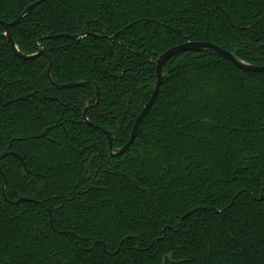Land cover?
<instances>
[{
	"label": "trees",
	"instance_id": "16d2710c",
	"mask_svg": "<svg viewBox=\"0 0 264 264\" xmlns=\"http://www.w3.org/2000/svg\"><path fill=\"white\" fill-rule=\"evenodd\" d=\"M36 1L0 0V20ZM11 35L53 69L0 27V264H264V73L173 57L119 157L84 122L121 150L186 42L264 66V0H45Z\"/></svg>",
	"mask_w": 264,
	"mask_h": 264
},
{
	"label": "water",
	"instance_id": "95a60500",
	"mask_svg": "<svg viewBox=\"0 0 264 264\" xmlns=\"http://www.w3.org/2000/svg\"><path fill=\"white\" fill-rule=\"evenodd\" d=\"M44 1L45 0H38L35 3H33L32 5H30L25 10V12L14 22L8 23V22H4V21L0 20V27L4 30L5 35L8 38L9 43L12 46V50H13L14 54L18 58L25 60V61H30V60H35V59L39 58L40 56L48 57L49 62H50L49 69H48V75H49V78L52 79L51 72L53 69V63H52V59H51L50 55L47 53L45 48L41 46L40 50L36 54L25 55L19 50L18 46L16 45V43L13 40L12 35H11V28L18 25L30 12H32L37 6L42 4ZM65 37L76 39V37H73V36H65ZM204 51H210V52L222 57L223 59L230 61L237 68H239L240 70H242L248 74L264 73V66H255V65H251L249 63H246V62L238 59L232 52L224 50L223 48H221L217 44H214L211 42H186V43H183L179 46H176V47L168 50L163 55H161L158 58V60L156 61L157 83H156L155 88L153 90L152 96H151L149 102L145 105V107L142 110V112L140 113V115L138 116V118L135 122V125H134V128H133L129 142L121 150H119L118 152H115L113 134L111 132H108V131L98 127V126L91 124L87 120L86 111H85L84 118H85V121L87 122V124L90 127H92L93 129L100 131L107 136L108 141H109V146H110L109 152H110L111 157H119L120 155L127 152L128 149L130 148V146L134 143V141L138 137V133H139V131H140V129L144 123L145 117L151 112L154 104L156 103V101L158 99L161 86H162L164 79H165L164 69H165L167 63L173 57H176L179 54H183L186 52H204ZM87 84H89V82H75V83H70V84H65V85L55 84V86L58 89H67V88H76V87L86 86ZM90 84H94L95 87L97 88V94H96V97L94 99L95 106H97L99 98H100V89L95 83H90ZM10 154L11 153L9 150L5 151L0 156V160L4 159L6 156H8ZM16 156L21 161L24 168L26 169L24 160L19 155H16ZM6 185H7V181L5 182L4 190L6 188ZM24 201H26V199H20L16 202V204H20L21 202H24ZM33 202H35V201H33Z\"/></svg>",
	"mask_w": 264,
	"mask_h": 264
},
{
	"label": "flooded vegetation",
	"instance_id": "af4514ba",
	"mask_svg": "<svg viewBox=\"0 0 264 264\" xmlns=\"http://www.w3.org/2000/svg\"><path fill=\"white\" fill-rule=\"evenodd\" d=\"M96 90H97V88H96ZM97 94V93H96ZM95 99V98H94ZM94 99H93V101H94ZM99 101H100V98H99ZM99 101H98V103H99ZM98 105V104H97ZM93 108V107H97V106H95V102H94V104H92V105H88V107L87 108ZM86 111V117H87V109L85 110ZM85 111H84V114H85ZM87 120H88V118H87ZM84 122L87 124V122L85 121V118H84ZM88 125V124H87ZM110 153V152H109Z\"/></svg>",
	"mask_w": 264,
	"mask_h": 264
}]
</instances>
